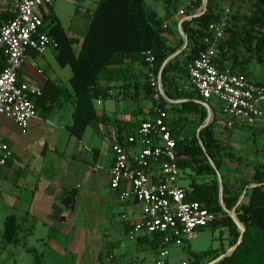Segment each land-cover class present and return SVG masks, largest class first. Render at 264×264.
Wrapping results in <instances>:
<instances>
[{"label":"trees","instance_id":"16d2710c","mask_svg":"<svg viewBox=\"0 0 264 264\" xmlns=\"http://www.w3.org/2000/svg\"><path fill=\"white\" fill-rule=\"evenodd\" d=\"M165 2L168 14L170 10H176V0ZM225 2L228 0H206V9L201 15L180 23V31L186 37V46L160 71L162 96L159 108L162 110L163 98L187 99V102L181 104V109L197 114L195 128L203 122L205 109L194 104L193 100L207 104L212 114L215 112L208 104V100L202 99L189 84L187 93H178L172 74H178L176 70L179 69V75L186 78L187 64L206 47L203 39L211 38L207 27L221 19L218 4ZM199 6L198 0L194 3L193 9H185L181 17L186 18L194 14ZM237 8L225 20L224 34L215 45L213 65L220 72L226 71L250 78L252 73L247 67L250 59L262 65L264 69V0H252L247 8V15H238ZM13 16L14 13L7 15L6 12H0V21L6 23ZM41 30L56 42V63L60 67H67L71 76L68 82L69 91L57 87L51 96V86L46 83L40 90V95L32 99L33 106L35 111L38 109L48 112L71 98V123L67 130L76 138H79L89 120L94 119L92 101L109 97L110 83L130 81L131 78L123 67L125 62L145 68L141 53L148 51L154 60L153 72L157 73L164 59L179 49L183 43L179 35L176 44L167 41L163 36L161 19L156 18L155 14L147 9L144 0H96L93 9L89 11L88 26L77 50L74 49L77 40L66 35L65 30L50 12L43 14ZM178 58H182L180 65L177 63ZM134 81L142 83L141 89L150 100L146 73H142ZM254 82L264 85V78ZM57 101L59 103L56 105ZM215 121L213 119L196 134L181 136L182 139L176 141L175 151L179 170L187 169L191 176L189 181L191 191L186 194L185 201H195L208 212L220 214V217L215 218L208 227H225L229 235L234 236L229 243L230 247L235 243L237 233L234 224L218 203L217 181L208 160L220 174L221 202L225 210H229L235 204L247 185L263 182L264 160L262 163L254 161L250 169L251 174L247 178H229L225 174L223 146L213 128ZM165 124L173 137L180 136L173 126L166 122ZM118 143L122 144L120 140ZM227 156L231 161L240 160V157L234 158L229 152ZM244 198L246 201H240L234 211L236 219L243 227L242 239L229 256L214 264H264V185L247 188ZM18 226L14 216L5 217L0 233L2 246L18 243L16 237ZM143 239L147 241L149 249H155L153 241H149L146 236ZM24 250L32 256L33 264H37L36 253L33 250ZM223 253L220 248L210 247L199 253L188 252L187 264H206ZM98 258L100 260V255Z\"/></svg>","mask_w":264,"mask_h":264},{"label":"crops","instance_id":"0c3cea01","mask_svg":"<svg viewBox=\"0 0 264 264\" xmlns=\"http://www.w3.org/2000/svg\"><path fill=\"white\" fill-rule=\"evenodd\" d=\"M56 1L58 0H54L44 12H50L60 24L56 13L57 5H54ZM15 2L16 0H0V12H6L7 15L13 14ZM144 3L156 18L161 19V28L164 26L163 36L169 43L176 44L177 36H180L179 23L182 19L178 15V10L183 8L185 2L176 6V10H170L169 14L165 0H150L148 4L144 0ZM222 5V3L218 4V9ZM157 8L160 10V15L155 11ZM235 8L236 4L228 1L224 9L232 14ZM3 22L5 21H0V25ZM76 25L77 22L72 28L73 31L69 33L65 31L68 37L77 40V44L74 45L75 50L82 39L74 34L77 30ZM181 59H177L178 65L181 64ZM123 67L127 70L130 81L110 83L111 95L105 99L92 101L94 119L89 120L79 138L74 137L67 130L71 123V98L60 107H55L48 112L36 113L34 109V115L28 120L24 129H19L10 119L0 116V139L11 152L10 158L3 166H0V205L9 212V215L16 218L19 225L16 235L18 243L0 246V264H33L32 256L24 249L33 250L36 253L37 264H67L69 262L66 256L67 249L72 248L71 239L69 243L67 242V235L72 230L69 218L77 206L76 203L83 200L100 201V168L108 181L111 144L118 140L124 144V138L133 134L141 121L148 120L153 115V104L141 89L142 83L134 81L139 75L145 73V68L127 62ZM38 70L40 73H37ZM176 72L178 74H172L176 90L178 93L185 94L189 89L188 81L184 76L179 75V69ZM70 76L71 73L67 67L58 66L55 51L51 48H47L41 54L28 51L22 66L16 72L17 80L40 90L48 83L51 86V96L54 95V89L57 87H63L69 91ZM185 102L187 99L163 98L162 113L164 121L173 126L180 136L188 137L196 134L201 124L195 128L197 114L194 111L181 109V104ZM58 103L59 101L56 105ZM193 103L203 107L202 102L198 100H193ZM234 126L235 128L245 127L242 124ZM246 127H254L251 128L256 153L254 158L262 163L260 132L264 128V108L262 116L255 124ZM260 140L261 143H259ZM232 155L234 158L240 157L237 154ZM255 160L245 163L247 170L238 169L232 162L230 171L234 173V176L238 174L245 178L251 174V165ZM241 163L243 164L242 158ZM185 170L187 169H180V174H183ZM187 171L186 180L182 181L181 175L179 176V186H189L191 176L189 170ZM122 187L126 188V186ZM113 195L119 198L117 193ZM66 196L71 200L68 208L62 206V200ZM240 201H246L244 195ZM122 202L126 211L120 215L122 219L120 229L126 237L125 230L127 231L129 225L139 219V208L131 200H122ZM127 241L134 242L137 247L149 249L147 241L145 242L143 238L127 239ZM113 244L117 249L116 256L111 257V254L104 253L103 250L100 253L97 251L94 256L96 264H104L107 256L113 258L115 264L120 254L127 257L126 246H122L118 241H114ZM170 248H168L167 264H171ZM152 250L155 253V249ZM182 261L187 262V258Z\"/></svg>","mask_w":264,"mask_h":264},{"label":"built area","instance_id":"2783aa9c","mask_svg":"<svg viewBox=\"0 0 264 264\" xmlns=\"http://www.w3.org/2000/svg\"><path fill=\"white\" fill-rule=\"evenodd\" d=\"M53 1L16 0L13 18L0 25V116L10 119L19 129H24L33 117L32 99L40 95V89L17 80L16 72L28 51L41 54L47 48L56 50V42L41 30L44 10ZM197 1L185 0L178 15L182 16L185 9H193ZM198 10L200 6L195 11ZM184 20L186 18L182 17L180 23ZM225 20L223 16L208 25L211 38L203 39L206 47L187 64L186 78L202 99L213 97L218 101L227 128L235 124L252 126L262 116L264 85L241 74L220 72L213 65L215 45L224 34ZM141 55L153 115L141 121L134 133L124 138V144H111L107 187L117 193L119 199L131 200L139 208V219L127 228V239L148 237L155 243L153 263L167 264L169 247L186 246L198 230L220 214L208 212L195 201H185L191 188L178 185L180 170L175 151L176 141L182 137L172 136L158 106L160 82L153 72L152 55L148 51ZM10 156L9 148L0 139V166Z\"/></svg>","mask_w":264,"mask_h":264},{"label":"rangeland","instance_id":"374dc122","mask_svg":"<svg viewBox=\"0 0 264 264\" xmlns=\"http://www.w3.org/2000/svg\"><path fill=\"white\" fill-rule=\"evenodd\" d=\"M149 1L150 0H145L147 4ZM228 1L231 3L232 0ZM251 1L252 0H240V2H237V0H233L232 4L234 3L236 4V7H238V15H247V8ZM95 2L96 0L56 1L54 5H57V18L62 28L69 33L73 31L72 28L77 22V30L74 32V34H76L78 38H82L87 28L89 11L93 9ZM184 2L185 0H176V6L184 4ZM222 4V7L219 8L221 18L225 16L227 20L231 13L224 9L227 7V2ZM155 11L158 15H160V10L158 8ZM198 12L199 10L195 11V13ZM247 67L252 73L249 78L251 81H259L260 79L264 78V69L262 68V65L255 63L253 59L249 60ZM208 104L215 112L212 114V111L209 108L210 116L208 124H210L213 119L216 120L214 123L215 127L213 126V128L215 134L220 139L221 145L223 146L226 171L225 174L229 178L234 177L236 179H242L243 176L241 175H233L234 173L230 171V165L233 162L238 167V169L241 170V168H245V170H247L245 163L255 160V144L251 132V128L254 127L245 126L241 128H235V126H233L232 128H224L226 118L221 109V105L213 97L208 99ZM36 111V113L39 112L38 109ZM189 132L193 133L192 131ZM260 135H262L263 161L264 128L260 132ZM104 140L106 141L105 138ZM259 143H261V140ZM228 152L230 154L239 155L242 158L243 164L245 165L241 163V158L239 161H235L233 159L231 161L230 157L227 156ZM100 165H102L101 162ZM229 171L232 173L231 175ZM180 175L182 181H184L188 178V171L185 170L183 174L179 173V176ZM77 203V206L73 209L72 216L69 218V222L72 224V230L67 235V242L69 243L71 239L72 248L71 250L67 249L66 251V256L69 260L67 264H96L94 261V256L97 251L100 253L101 250H103L104 253L107 252L108 254H111V257L112 255L116 256L117 249L114 247V241L121 242L122 246H126L127 251V257L123 254H120V257H118L116 260L117 264H154L152 261L153 257L155 256L154 250L148 249L147 247H137L134 242L127 241L124 233L121 231L120 226L122 219L120 215L126 211V207L121 199L116 198L113 193L109 191L106 177L103 175L101 168L100 201L91 202L83 200L79 203V205ZM8 215L9 212L5 211V209H3V207L0 205V233L2 230L3 221ZM235 231L238 236L237 229H235ZM233 237V235L228 234L227 229L223 226H217L214 228L206 226L203 229L198 230L196 237L190 240L186 246L171 247L169 250V259L171 264H179L180 261L187 258L188 252L198 253L208 249L209 247L212 249L220 248L221 251L226 253L229 248V243L231 240H233ZM1 245L2 240L0 237V246ZM105 259L107 261L104 264H115L113 258H109V256H107Z\"/></svg>","mask_w":264,"mask_h":264},{"label":"water","instance_id":"95a60500","mask_svg":"<svg viewBox=\"0 0 264 264\" xmlns=\"http://www.w3.org/2000/svg\"><path fill=\"white\" fill-rule=\"evenodd\" d=\"M105 1H108V0H105ZM206 9V0H200V11L198 13H195V14H192V15H189L188 17H186V20H190L192 18H195L199 15H201ZM180 24V23H179ZM179 32H180V36H181V39L183 41L182 45L180 46L179 49H177L176 51H174L173 53H171L170 55H168L164 61L162 62L161 66H160V69L158 70L157 72V80L160 82V71L161 69L164 67V65L170 61L171 59H173L176 55H178L186 46V37L184 35H182L181 31H180V28H179ZM159 92H160V95L162 96V88H161V85L159 86ZM204 109H205V118L203 120V122L201 123V125L198 127V130L202 129L203 127H205L208 122H209V116H210V112H209V108L208 106L205 104V103H202ZM197 130V131H198ZM201 148V146H200ZM202 149V148H201ZM208 163L209 165L211 166V168L213 169L214 173H215V177H216V181H217V186H218V203L222 209L223 212H225V214L229 217V219L231 220V222L234 224L235 228L237 229L238 231V236H237V239L235 241V243L230 246L228 248V250L226 251V253L224 252L223 254L217 256L215 259L209 261L208 263L206 264H214L216 262H218L219 260L223 259L224 257H227L229 256L233 251L234 249L236 248V246L239 244V242L241 241L242 239V235H243V227L241 224L238 223L237 219H236V214H235V208L239 202V200L243 197L245 191L247 188H253V187H258V186H261V185H264V176H263V182L261 184H249L246 186L245 189L242 190V192L240 193L238 199L236 200L235 204L229 209V210H225L223 205H222V202H221V179L219 177V174L217 172V170L214 168L213 164L211 163V161L208 160ZM70 198L69 197H64L63 200H62V206L64 208H68L70 207Z\"/></svg>","mask_w":264,"mask_h":264}]
</instances>
